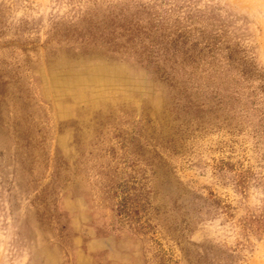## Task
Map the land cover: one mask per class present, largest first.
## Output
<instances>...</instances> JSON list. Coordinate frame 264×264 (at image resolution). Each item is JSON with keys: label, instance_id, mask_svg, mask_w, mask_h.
<instances>
[{"label": "rangeland", "instance_id": "rangeland-1", "mask_svg": "<svg viewBox=\"0 0 264 264\" xmlns=\"http://www.w3.org/2000/svg\"><path fill=\"white\" fill-rule=\"evenodd\" d=\"M0 264H264V0H0Z\"/></svg>", "mask_w": 264, "mask_h": 264}]
</instances>
